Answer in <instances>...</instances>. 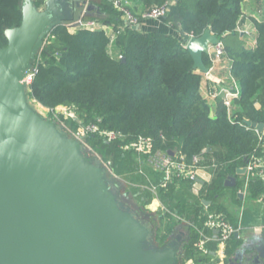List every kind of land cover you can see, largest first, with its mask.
Returning a JSON list of instances; mask_svg holds the SVG:
<instances>
[{"label": "trees", "instance_id": "trees-1", "mask_svg": "<svg viewBox=\"0 0 264 264\" xmlns=\"http://www.w3.org/2000/svg\"><path fill=\"white\" fill-rule=\"evenodd\" d=\"M129 1L131 12L140 16L139 8L145 11L164 0ZM253 1L259 15L250 17L256 29L251 46L246 34L237 31L244 21L243 0H175L164 21L179 31L182 40L159 31L131 29L112 0H90L98 11L83 19L102 27L58 25L47 34L33 61L36 71L27 82L28 98L49 109L64 105L75 110V117H61L56 123L64 124L71 135L90 122L121 135L106 141L91 133L85 141L103 160L111 161L113 173L137 201L138 210L154 215L146 205L154 196L161 202L163 208L148 226L152 242L161 246L179 223L190 225V239L175 264L209 260V253L202 254L195 247L197 229L204 228L209 213L223 214L235 227L264 225L258 208H244L237 220L223 202L229 192L241 203L237 191L244 178L238 169L246 167L252 155L264 156V139L245 124L250 120L264 125V0ZM35 4L41 7L43 0H35ZM20 21V0H0V47L7 44L4 31ZM207 28L222 42L239 87L230 112L220 97L201 94L202 74L192 68L193 60L185 48L190 36H200ZM203 61L210 67L208 55ZM139 135L150 137L155 149L179 150L187 159L199 154V164L209 166L210 180L197 193L187 180L156 186L161 174L144 162L143 155L122 148ZM229 176L235 177L233 187L224 184ZM151 185L156 186L155 193L149 189ZM246 194L250 200L259 199L264 194V180L251 175ZM203 201L209 204L205 206ZM241 243L231 238L227 253Z\"/></svg>", "mask_w": 264, "mask_h": 264}, {"label": "water", "instance_id": "water-1", "mask_svg": "<svg viewBox=\"0 0 264 264\" xmlns=\"http://www.w3.org/2000/svg\"><path fill=\"white\" fill-rule=\"evenodd\" d=\"M82 7L92 8L88 0H44L42 7L35 0H20V24L4 31L0 264H175L180 243L148 242L151 232L119 200L107 165L86 152L64 125L41 116L29 102L27 77L47 34L58 25L76 26L75 13ZM129 26L141 30L140 23ZM218 42L208 28L187 40L193 69L208 73L203 56ZM245 124L260 133L264 128L250 120ZM244 172L245 167L238 169ZM197 174L194 193L211 178L203 169ZM224 184L235 186V177H227ZM258 254L264 264V244Z\"/></svg>", "mask_w": 264, "mask_h": 264}, {"label": "built area", "instance_id": "built-area-1", "mask_svg": "<svg viewBox=\"0 0 264 264\" xmlns=\"http://www.w3.org/2000/svg\"><path fill=\"white\" fill-rule=\"evenodd\" d=\"M175 0H164L160 5H154L147 10L143 11L140 16L134 15L129 8L128 0H112L114 8L120 13V18L125 25H132L140 23L142 20H164L169 12L170 6L174 3ZM76 26H85L93 29L97 24L94 20H76ZM66 27H72L70 24H65ZM237 31L240 33H245L246 29L242 26L237 27ZM191 37V36H190ZM189 37V38H190ZM225 55L224 47L222 42H219L215 45L209 47L208 56L211 61V67L213 68L217 65L222 57ZM121 57V56H120ZM36 69L31 68L28 76V81L34 75ZM209 72V71H208ZM231 84L229 87H219L213 86L212 90L209 93V96L214 99L216 97L222 98L223 104L226 106L227 111L230 112L232 107V99L237 97L239 94V88L234 80L233 76L230 75ZM61 106V105H60ZM63 106V105H62ZM65 107V106H64ZM56 108V107H55ZM54 109H49L51 112ZM68 112L66 114L68 117H75V110L72 107H65ZM53 115V113H52ZM59 121L60 118L55 117ZM65 118V116L63 117ZM50 119V118H49ZM255 131L258 134L260 140L264 137V128L260 133L256 129ZM91 133H97L106 141H113L116 138H120L121 135L115 131L100 129L96 123H87L80 125L75 132L72 133V136L79 141H82L86 138L87 135ZM124 150H133L136 153L144 156V162L155 172L161 174L162 180L156 186L164 187L169 183H172L173 180L181 179L187 180L191 183V188L193 190V184L198 178L197 170L203 169L209 171V166H203L199 164L201 161V156L194 155L190 159H187L184 154L179 150H171L172 154L162 151L160 149H155L153 146L152 139L143 135H139L135 140L129 142L128 144L122 147ZM244 187L243 192L246 190L249 178L251 175H256L260 179L264 180V156H255L252 155L245 167L244 173ZM156 186L151 185L150 190L155 192ZM203 229H197L199 234L198 239L195 243V247L203 254L208 253V250L205 246L206 241L211 238L205 234V231H214L216 232L214 239L220 244L224 245L231 238L235 231H238L229 221H227L223 214L221 213H209L207 219L203 224Z\"/></svg>", "mask_w": 264, "mask_h": 264}, {"label": "crops", "instance_id": "crops-1", "mask_svg": "<svg viewBox=\"0 0 264 264\" xmlns=\"http://www.w3.org/2000/svg\"><path fill=\"white\" fill-rule=\"evenodd\" d=\"M129 1V0H128ZM44 2V0H43ZM88 3L92 6V8L90 10L86 9L85 7V12L83 11V7L81 9H79L78 13L76 14L77 19H83V16L88 15L90 13H92L93 11H98L97 8H95V6H93L90 3V0H88ZM129 5H131V2L129 1ZM42 7V6H41ZM242 9H243V14H244V21H243V26L246 29L245 33H241V35L246 34V39L249 45L253 46L255 44V36H256V29L253 26L250 17L251 16H256L259 15V11L257 10V5L254 3L253 0H243V4H242ZM258 11V12H257ZM143 9L142 7L139 8L138 13H142ZM94 14V13H92ZM84 20V19H83ZM141 24V30L145 31V32H150V31H159V32H163V33H167V34H172L174 36H176L179 40H182L181 34L179 33L178 30H174L172 29L169 24H167L164 20H142L140 22ZM95 27L100 28L102 26H100V24H97ZM71 28V27H70ZM211 67V65H210ZM231 63L229 61V59L227 57H225V55L222 57L221 61L215 65L213 68L209 69L208 73H201L202 74V82H201V94H203L204 97L209 96L210 91L212 90L213 86H217V88L219 87H229L231 84L230 81V75H231ZM239 88V87H238ZM210 99V98H209ZM212 99H210L211 101ZM222 100V98H221ZM213 105L214 102L212 101ZM262 147V152H264V144L261 145ZM210 173V171H208ZM245 173V172H244ZM244 173H239L240 177L244 178ZM244 179H243V185L241 186V188L238 189L237 191V195L238 193H241V198H239L241 203H237L235 202L232 197H230V193H226L225 198L223 199V202L225 204V206L227 207L228 211L237 219L240 220L241 216H242V210L244 208H250L253 209L258 208L259 209V217H261V214L264 216V194L261 195L259 197V199L257 200H250L247 198V187L246 190L243 192V187H244ZM153 192V191H152ZM155 193V192H153ZM205 206H207L209 204V201H203ZM149 206H146V208L148 207V209L153 210V208L150 206V204L154 205L156 210L162 209L163 206L161 204V202L159 201V199L154 196L153 199L148 203ZM147 204V205H148ZM155 210V211H156ZM260 221V219H259ZM239 223V222H238ZM235 227V226H234ZM236 228L238 229V234L236 237H234V233L231 236V238L235 239V240H241L242 243L240 246L236 247L234 250H240L243 249L242 247H244L247 243L256 241L257 242V264H262L263 263V259L261 257L260 254H258V252L261 250L263 244H264V225L260 224L258 222V224H254V225H250L248 227H241L239 224H237ZM191 227L189 224L185 223V222H181L179 223L174 229L172 233H181V235H183L182 237L186 238V239H190V235H191ZM205 234L208 236H211V238H209L206 243L205 246L208 250V253L210 254L209 260L206 262H210L211 264H223V257L224 255L228 254L227 253V243L230 242L231 238L228 239V241L226 243H224V245H220L216 239H214L216 232L214 231H205ZM179 239V236L175 237L174 240ZM203 254V253H202ZM212 260V261H211ZM206 262H194L192 259H188L186 260V262H184V264H206Z\"/></svg>", "mask_w": 264, "mask_h": 264}, {"label": "flooded vegetation", "instance_id": "flooded-vegetation-1", "mask_svg": "<svg viewBox=\"0 0 264 264\" xmlns=\"http://www.w3.org/2000/svg\"><path fill=\"white\" fill-rule=\"evenodd\" d=\"M128 203H130V199H127ZM132 212L134 215L139 219L140 222H142L146 227L150 226L152 222L155 220L154 215L146 214L145 212H142L138 210L136 204H133ZM153 227V226H152ZM153 233H150V239L152 238ZM179 236V239L174 240L175 237ZM181 233H170L167 240L163 245H166L170 241H174L179 244V257L177 258V261L180 259V256L183 251V245L188 241V239L182 237ZM152 241V240H151ZM161 245V246H163ZM257 242L253 241L250 243H247L243 249L240 250H234L230 254L224 255V263L223 264H257ZM212 261V260H211ZM176 263V262H175ZM206 264H211L210 262H206Z\"/></svg>", "mask_w": 264, "mask_h": 264}, {"label": "rangeland", "instance_id": "rangeland-1", "mask_svg": "<svg viewBox=\"0 0 264 264\" xmlns=\"http://www.w3.org/2000/svg\"><path fill=\"white\" fill-rule=\"evenodd\" d=\"M82 9H83V11L85 12L86 9H85L84 7H83ZM93 15H94V14H92V13L89 14V16H93ZM76 19H77V17H75L74 20H76ZM74 20H73V21H74ZM28 76H29V75H28ZM27 82H28V77H27ZM29 102H30L31 106L34 108V110H35L38 114H40L41 116H44V117H48V118H50V119H51L52 121H54V122L58 121V120H56V119L54 118V115H55V117L60 118V119H61V117H64V116H65V118H70V117H68V115L66 114V112H68V111L66 110V108H65L66 106L64 107V105H63V106H62V105H61V106H57V107L55 108V110H53V111L51 112V110H49V108L43 107L41 104H39V103L36 102L35 100L29 99ZM52 113H53V115H52ZM75 115H76V113H75ZM62 125H64V124H62ZM64 127H65V126H64ZM87 136H88V135H87ZM81 143L84 144L86 152H88L92 157L96 158V160L99 159V160H101L103 163H105V165H107V167L109 168L110 172L113 174V185H114V186L117 188V190H118L119 200H121V201L123 202V205L126 206V207H128V208L131 210V212H132V208H131V207L133 206V204H136L137 201L132 200L133 198L131 197V196H132L131 193H129V192L127 191V189H125V188L122 186V182H121L122 180H120L119 177L113 173V171H112V169H111V165H110L111 161H110V162H107V161L103 160L102 157H101L97 152L93 151V150L89 147V145H87L85 139L82 140ZM119 185H121L122 187H121V188H118ZM127 199H130V203H128ZM136 205H137V204H136ZM146 206H149V204L146 205ZM150 206L153 208V210L148 209V207H147V209L150 211V213H152V214L155 215V213L157 212L155 206H154L153 204H152V205L150 204ZM155 210H156V211H155ZM132 213H133V212H132ZM133 215H134V213H133ZM149 216H150V215H149ZM154 222H155V220H154ZM154 222H153V223H154ZM141 223H142V222H141ZM142 224H143V223H142ZM143 225H144V224H143ZM147 228H148V227H147ZM148 229H149V228H148ZM149 231L151 232V227H150ZM149 236H150V233H149ZM147 240H148V242H150V240H151L150 237H148Z\"/></svg>", "mask_w": 264, "mask_h": 264}]
</instances>
